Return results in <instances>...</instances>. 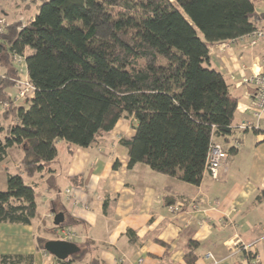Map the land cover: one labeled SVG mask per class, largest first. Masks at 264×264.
Here are the masks:
<instances>
[{
    "label": "trees",
    "instance_id": "obj_1",
    "mask_svg": "<svg viewBox=\"0 0 264 264\" xmlns=\"http://www.w3.org/2000/svg\"><path fill=\"white\" fill-rule=\"evenodd\" d=\"M31 2L36 12L28 23L8 22L0 30V106L7 123L0 124V164L10 150L22 153L17 173L6 168L0 224L28 226L36 218L35 186L27 179L51 172L58 142L88 148L120 120L134 130L119 140L128 168L142 164L198 186L212 138L229 144L238 107L223 75L208 66L210 48L264 32L260 0ZM18 57L33 88L20 100L7 93L20 91ZM62 213L63 223L47 234L72 224ZM46 242L39 239V247L44 250ZM78 246L77 254L57 262L83 261L89 245ZM185 259L195 261L191 253ZM26 262L32 257H0V264Z\"/></svg>",
    "mask_w": 264,
    "mask_h": 264
},
{
    "label": "crops",
    "instance_id": "obj_2",
    "mask_svg": "<svg viewBox=\"0 0 264 264\" xmlns=\"http://www.w3.org/2000/svg\"><path fill=\"white\" fill-rule=\"evenodd\" d=\"M228 43L210 48L208 66L223 75L229 89L240 77L247 88L242 101L232 94L238 99L232 124L236 127L253 107L252 89L245 81L258 71L264 43L256 47L237 41L228 47L221 45ZM246 56L251 63L247 67L240 64ZM22 64L16 68L23 72L21 79H27ZM7 93L15 98L16 89ZM2 114L0 106V124L6 127ZM4 135L0 132V140ZM133 135L131 122L120 120L112 132L88 148L58 142L51 172L27 179L35 186L36 218L28 226L0 224V257L31 256L32 263L22 264H59L39 247L43 239L77 246L88 243L84 260L71 264L91 260L100 264H188L187 253L194 256L193 264H247L243 254L229 248L239 241L254 244L259 264H264V137L235 131L224 146L227 159L217 179L204 172L201 183L192 186L142 164L128 168L127 151L119 140ZM232 149L236 151L228 153ZM21 157L19 149H12L0 166L17 173ZM6 177L7 173L0 186L3 191ZM49 177L54 190L48 186ZM170 204L181 205V210L171 213ZM62 211L72 224L47 234L45 230L54 227V213ZM208 253L212 259L205 258Z\"/></svg>",
    "mask_w": 264,
    "mask_h": 264
},
{
    "label": "built area",
    "instance_id": "obj_3",
    "mask_svg": "<svg viewBox=\"0 0 264 264\" xmlns=\"http://www.w3.org/2000/svg\"><path fill=\"white\" fill-rule=\"evenodd\" d=\"M2 21H0V30H2ZM234 41H230L228 44H221L222 47L232 45ZM238 42H245L249 47H256L259 43H264V32L256 31L243 38H240ZM17 63L23 62V59L18 57ZM252 88L253 107L249 112L246 119L241 121L234 130L239 133L254 132L259 136L264 137V56L260 59L258 71L252 73L248 80L245 81ZM20 85V91L18 92L16 100L24 98L30 94L33 90L27 79H22L18 82ZM227 159V152L221 143L212 142L209 146V151L206 159L205 172L213 179L218 177V171ZM168 210L171 213H178L181 210V205H170ZM264 232V227L262 228ZM69 236V235H67ZM230 250L234 253H241L245 257L247 264H259V256L255 252L254 244H243L239 241H235L229 246ZM248 256V257H247ZM205 258L212 259V256L208 253Z\"/></svg>",
    "mask_w": 264,
    "mask_h": 264
},
{
    "label": "rangeland",
    "instance_id": "obj_4",
    "mask_svg": "<svg viewBox=\"0 0 264 264\" xmlns=\"http://www.w3.org/2000/svg\"><path fill=\"white\" fill-rule=\"evenodd\" d=\"M31 1L32 0H24V1L18 0V1L5 2V1L0 0V21H2L3 24L8 23V22H17V21H20L23 24L28 23L33 18L36 12V8H35L36 4H33ZM35 1L37 3L38 0H35ZM256 10L258 12L264 11V0H260V2L257 4ZM240 64L246 67L249 66L251 63H249L248 56H246L245 60L241 61ZM241 83H242V78L240 77L239 79L234 80V83L232 84L233 86H230V93L237 96L240 99V101H242L245 98V93L247 91V88ZM15 89H16V96H15L16 98L17 88ZM248 89H250V87ZM11 94H15V91L12 90ZM250 96H252V91H250ZM5 167L6 166H2V167L0 166V186H1L2 181H4L3 183L5 184V179L3 178L6 176V173H7ZM12 169L14 170V168ZM27 183L32 185L31 182L27 181ZM0 191H3V190L0 189Z\"/></svg>",
    "mask_w": 264,
    "mask_h": 264
},
{
    "label": "water",
    "instance_id": "obj_5",
    "mask_svg": "<svg viewBox=\"0 0 264 264\" xmlns=\"http://www.w3.org/2000/svg\"><path fill=\"white\" fill-rule=\"evenodd\" d=\"M64 221V214L57 213L54 215L53 224L54 226H59ZM44 251L47 252L49 255L54 257L58 261H66L72 255L77 254L80 251V248L70 242L66 241H59V240H51L47 241L44 244Z\"/></svg>",
    "mask_w": 264,
    "mask_h": 264
}]
</instances>
